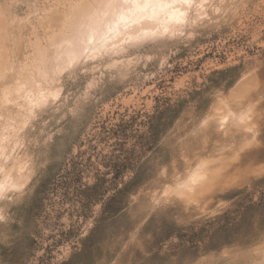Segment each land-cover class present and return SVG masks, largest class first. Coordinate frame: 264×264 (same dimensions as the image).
Instances as JSON below:
<instances>
[{
    "label": "clouds",
    "instance_id": "9594fccd",
    "mask_svg": "<svg viewBox=\"0 0 264 264\" xmlns=\"http://www.w3.org/2000/svg\"><path fill=\"white\" fill-rule=\"evenodd\" d=\"M0 264H264V0H0Z\"/></svg>",
    "mask_w": 264,
    "mask_h": 264
}]
</instances>
